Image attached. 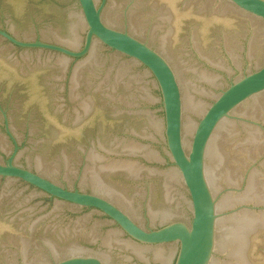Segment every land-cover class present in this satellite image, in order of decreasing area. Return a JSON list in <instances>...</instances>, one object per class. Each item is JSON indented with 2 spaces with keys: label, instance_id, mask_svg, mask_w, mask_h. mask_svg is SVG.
<instances>
[{
  "label": "water",
  "instance_id": "95a60500",
  "mask_svg": "<svg viewBox=\"0 0 264 264\" xmlns=\"http://www.w3.org/2000/svg\"><path fill=\"white\" fill-rule=\"evenodd\" d=\"M0 264H264V0H0Z\"/></svg>",
  "mask_w": 264,
  "mask_h": 264
}]
</instances>
